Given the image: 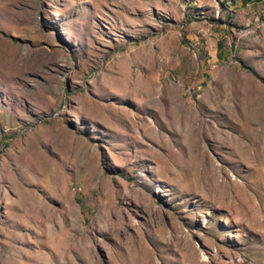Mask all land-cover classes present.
<instances>
[{
	"label": "rangeland",
	"instance_id": "obj_1",
	"mask_svg": "<svg viewBox=\"0 0 264 264\" xmlns=\"http://www.w3.org/2000/svg\"><path fill=\"white\" fill-rule=\"evenodd\" d=\"M0 264H264V0H0Z\"/></svg>",
	"mask_w": 264,
	"mask_h": 264
},
{
	"label": "trees",
	"instance_id": "obj_2",
	"mask_svg": "<svg viewBox=\"0 0 264 264\" xmlns=\"http://www.w3.org/2000/svg\"><path fill=\"white\" fill-rule=\"evenodd\" d=\"M222 4H223V6L227 7L224 1L222 2Z\"/></svg>",
	"mask_w": 264,
	"mask_h": 264
}]
</instances>
